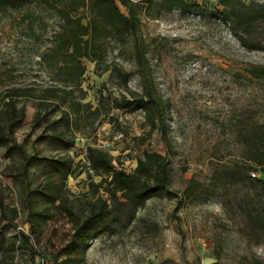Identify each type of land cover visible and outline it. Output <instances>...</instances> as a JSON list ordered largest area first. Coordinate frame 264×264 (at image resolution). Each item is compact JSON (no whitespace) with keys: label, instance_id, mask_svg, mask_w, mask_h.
Here are the masks:
<instances>
[{"label":"rangeland","instance_id":"obj_1","mask_svg":"<svg viewBox=\"0 0 264 264\" xmlns=\"http://www.w3.org/2000/svg\"><path fill=\"white\" fill-rule=\"evenodd\" d=\"M224 1H139L134 39L143 55L135 58L130 38L107 41L98 61L82 58V102L98 111L69 128L57 119L55 69L38 56L58 29L54 18L35 3L0 14V107L10 96L23 106L12 135L36 155L25 190L19 154L0 145V264L11 260L12 227L26 220L46 264H264V187L233 174L250 173L251 142L264 143V80L248 72L264 64V0H229L260 14L249 26L223 20ZM37 10L43 23L24 18ZM145 90L160 106L163 135L147 133L141 109L118 107L123 96ZM59 131L64 141L51 136ZM89 147L107 151L125 171L144 151L160 153L177 196H152L127 227L70 245L95 193L91 182L101 179L89 167ZM67 164L83 171L65 174Z\"/></svg>","mask_w":264,"mask_h":264},{"label":"trees","instance_id":"obj_2","mask_svg":"<svg viewBox=\"0 0 264 264\" xmlns=\"http://www.w3.org/2000/svg\"><path fill=\"white\" fill-rule=\"evenodd\" d=\"M139 1L144 3L149 0H119L125 8L124 12L117 6L115 0H0V14L6 13L20 3H35L42 6L50 18H54L58 29L54 31L50 46L45 47L38 56L47 66L55 69L59 85H50V87L60 93V95L57 94L58 96L53 94L60 99V104L56 106L60 112L57 119L58 122L63 120L67 128L70 125L75 126L77 121L83 124L88 117L95 116L98 111L97 107L91 109L89 102H82L84 91L81 81L85 68L81 62L82 58L98 61L105 53L107 41L124 44L130 38L134 41L135 58L140 59L143 55L140 46L134 39L140 23L139 12L136 9ZM161 1L167 6H181L184 3L183 0ZM223 4L225 11L220 14L223 20H237L239 23L249 26L251 20L260 17V14L252 15L251 11H241L246 8L243 3H231L227 0ZM23 16L31 21L40 20L43 23L44 20L38 10L27 12ZM246 32L248 33V31ZM31 34L34 39V34L32 32ZM239 37L242 38V36ZM248 72L254 78L264 80V64L254 65L250 69L248 68ZM113 99L116 98L113 97ZM3 105H5V116L0 124V145L5 146L7 154L12 149L19 154L21 158L20 179L25 190H28V166L36 159V155L29 153L23 145L15 141L12 135L14 127L24 116V108L23 106L17 108V100H14L12 96L4 100ZM3 105L0 107V111L3 109ZM118 107L126 108L128 111L141 109L145 123L148 125L147 133L151 134L153 130H158L163 135L162 128H160L162 124L159 123H162L163 116H161L160 106L151 92L145 90L141 95L123 96ZM102 121L103 119L98 118L96 126L92 128L93 131ZM84 130H86L85 127ZM82 133L85 132L82 131ZM51 136L64 141L63 132H53ZM251 150V160L253 161L251 168H255L256 165H264V143L251 142ZM87 159L93 173L100 175L101 179L99 182H91V185L95 186V193L93 192V196L87 202L89 206L87 212L71 234L69 244L72 246L85 245L101 231L114 233L127 227L133 221L136 210L152 196H159L165 192L177 196L176 192L169 190V162L156 151H144L143 156H137V162L132 171H125L123 167H117L112 162L115 158L111 154L97 148H88ZM70 171L75 177L83 171V168L81 164H76L71 169V164H67L65 174ZM233 174L241 181L251 180L252 188L257 184L264 187V179L261 177H251L248 172L242 176H240V172L234 171ZM102 183L105 185L102 187L103 192H100L98 187ZM187 189L190 190L191 187L188 186ZM105 193L106 197H103ZM221 204L224 206L226 202L221 200ZM28 205L26 204V206ZM0 217H4L2 211ZM26 222L28 221L26 220ZM28 224L31 223L28 222ZM29 230L33 234V226ZM10 243L11 249H13L11 240ZM26 243L29 244V239L27 236H23V246Z\"/></svg>","mask_w":264,"mask_h":264},{"label":"built area","instance_id":"obj_3","mask_svg":"<svg viewBox=\"0 0 264 264\" xmlns=\"http://www.w3.org/2000/svg\"><path fill=\"white\" fill-rule=\"evenodd\" d=\"M250 176L264 179V165H256L250 171ZM10 240L13 243L11 260L9 264H46L41 251L38 250L33 234L29 230V224L25 221L23 224L16 223L11 230ZM23 236L29 239V247L23 246Z\"/></svg>","mask_w":264,"mask_h":264}]
</instances>
